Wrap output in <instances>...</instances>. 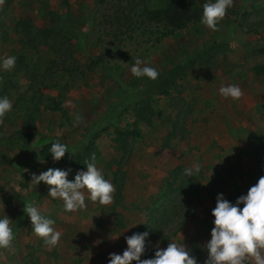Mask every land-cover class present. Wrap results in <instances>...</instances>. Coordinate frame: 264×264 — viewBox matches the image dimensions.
Returning a JSON list of instances; mask_svg holds the SVG:
<instances>
[{
  "label": "rangeland",
  "instance_id": "374dc122",
  "mask_svg": "<svg viewBox=\"0 0 264 264\" xmlns=\"http://www.w3.org/2000/svg\"><path fill=\"white\" fill-rule=\"evenodd\" d=\"M147 2L152 7H160L165 0ZM209 2L214 3L215 0ZM103 11L99 0H3L0 4V49L4 44L0 56L6 54L9 43L10 47H15L16 58L12 70L6 71L0 66V98L6 96L13 105L12 111L7 113L3 124H0V167L4 168L0 173V218L7 215L13 223L18 217L22 223L18 213L24 212V200H29V193L39 191V186L31 183L32 174L39 175L51 167L53 162L46 161L51 156L53 143L59 141L66 144L68 150H72L78 143L90 139L87 128L78 137L70 133L65 134L67 140H63V136L50 135L45 141L39 130L43 129L48 118H54L55 115H61L67 120L73 117L71 115H79L75 107L65 103L66 99L72 100L71 93L75 89L84 86L86 94L89 97L93 95V108L102 109L96 111L97 115H111V106L123 94L120 81L125 82L126 87L137 89L147 78H136L132 74L131 68L137 58L143 60L146 66L161 72L183 61L187 55L220 44L226 49L193 66L183 78L178 79L169 94L156 96L145 104L128 106L120 114L118 123L122 127L130 125L137 128L140 136L123 134L117 126L111 128L109 121L100 127L93 126L90 131H96V136L89 145L92 153L84 160L91 161L94 153L96 160L106 158L107 173L113 167L117 169L118 203L120 199L123 200L121 189L125 158L140 145L154 144L157 148L162 147L164 154L160 151L161 158H165L161 174L172 175L173 180L175 177L186 176L190 182L186 188L170 193L169 199L174 200L172 204L179 200L178 196L185 197L184 194L189 191L196 192V188L202 185V201L193 213L197 215L192 218V225L189 228L183 226L184 230L182 228L176 240H171L184 243L198 264H202L208 257L205 246L211 239L209 234L204 236V219L209 213L214 227L212 210L216 207L218 195L223 194L225 199L235 204L238 197L247 195L249 188L264 176V115H239L240 118H237V115H232L230 97L225 98L219 92L221 86L232 85L237 78H245L254 65L264 64V0H251L239 12L228 10L225 18L217 25L218 31H213L200 21L176 31L159 43H146L145 36H141L138 42L116 40L108 32L110 26L103 22ZM234 21L244 25L247 37H238L239 33L233 30ZM60 33V47L62 43L65 45L63 48L71 45L72 50L61 51L59 55L48 51L44 38ZM11 34L15 37V43L12 42ZM6 37L9 38L4 40ZM91 56H103L106 68L93 62ZM29 57L32 59L30 68L25 66ZM52 60L57 61L54 70L50 69ZM48 69L53 74L49 73L44 78V85L41 77H37L43 72L46 74ZM32 73H36L37 77ZM2 83L5 86H1ZM40 115L44 116L41 121ZM22 118L29 128L37 120L40 121L39 129L37 126L33 131L21 128ZM47 124L50 127L52 125L50 122ZM54 132L57 133L56 129ZM43 141L46 151L41 145ZM38 147H41V151L36 152L34 149ZM112 149L120 150L122 158L111 157ZM171 158L180 162L172 169L167 168ZM42 161L43 169L40 168ZM196 165L200 167L199 172L193 171L192 177L185 174L186 169H194ZM28 167L32 171L29 176L27 173L30 170H25ZM65 171L71 173L69 168ZM17 172L23 175L15 179L13 175ZM165 181L162 179L160 189ZM151 187L145 189L147 196L144 201L137 204L145 215L148 211L151 213L149 208H156L159 204L153 198L158 191L147 194ZM41 200L42 203L38 201L36 205L33 200L31 203L41 213L40 207L43 206L46 218L51 219L57 212L65 211L62 199L54 203L47 198ZM166 200L160 204L166 205L167 209ZM134 205L130 201L126 207L130 209ZM171 213L174 214L172 207L169 216ZM173 225L166 223L160 229L163 233L175 229ZM17 238L19 241L24 240V234ZM147 241L151 249L148 254H143L145 259L155 258L158 248H167L170 243L154 237L146 238ZM12 251L0 250V264L10 263L9 255ZM46 255L43 253V261L49 264Z\"/></svg>",
  "mask_w": 264,
  "mask_h": 264
},
{
  "label": "crops",
  "instance_id": "0c3cea01",
  "mask_svg": "<svg viewBox=\"0 0 264 264\" xmlns=\"http://www.w3.org/2000/svg\"><path fill=\"white\" fill-rule=\"evenodd\" d=\"M250 1L251 0H233V6L228 8V10L239 12L242 7H244L247 2ZM234 25L235 26L233 27V30H236V34L239 33L238 37H241L242 35L246 36L243 30L244 25L242 26L236 21H234ZM10 36L13 39L12 42L15 43V37L12 34ZM7 38L9 37L4 38V40ZM7 46L9 48L6 50V54L1 55H4L3 58H5V56L13 57L15 55V47H10L9 43L7 44ZM3 48L4 44H2V48L0 49V51H3ZM22 52L24 56L25 49H23ZM1 56L0 62L1 59H3ZM30 60L32 59L29 57L28 60L25 62V66H28L29 68ZM257 66H264V64L254 65L253 70H248L245 75V78H237V80L232 83V85H238L244 93L242 99L240 100H234L230 98L233 104L231 109V111H233L232 115H237V118H240L239 115H264V70L260 73H257ZM1 86H5L4 83H2ZM86 92L87 90L84 86L82 88L78 87L77 89H75V91H73V93H71L73 94V96L71 97L72 100L69 101V99H66L65 101L67 105H70L72 108L75 107L76 112H79V115H71L73 117H71L70 120H67L61 115H55V117L54 115H52V117L54 118H48L45 125H43V129L41 130L39 129V122L42 120V118H44V116H42V109V115H40V117H42H39V122L38 120L36 121V126L37 130L39 129L40 133L42 132L41 135L43 136L44 141L47 140L50 135L63 136V140H67L65 134L69 135L71 133L72 135L78 137L81 132H85L86 128L88 129V135L90 136V129H93V126L100 127V125L103 126L105 124H108V121L111 123V125H109L111 128H116L117 119H106V115H97L96 111L100 112V110L102 109L98 108L96 110V107L93 108L92 104L94 97L93 95L89 97ZM82 113H86L89 115H81ZM77 117H81L82 122L77 124ZM54 119L55 123H53ZM22 121L23 123L21 128H28L31 131L36 130V126L35 128H29L23 118ZM67 121L70 122H68L67 124ZM49 122L52 123V128L49 126V124H47ZM236 125L239 124L237 123ZM50 129L53 131L51 132ZM54 129H56L57 131L56 134L54 132ZM44 141L43 143H41V145H43V150L46 151L47 147L45 149ZM83 144L84 142L78 143L79 146L77 145L72 150L68 151L75 153V151H77ZM39 148L41 147L35 148L34 150L36 152H39L41 151V149ZM9 150L10 149H8V152ZM160 151H162V154H164L162 147L157 148V146H154V144H149L146 146L140 145L135 147L132 152L125 158V165L123 169L125 173L123 177L124 179L122 181L123 187L121 189L123 200L120 199V202L118 203L116 198L117 169L113 167L112 171L110 173H107L106 169H108V166L106 163V158L101 157L97 159L95 163L98 169L102 171L103 176H105V179L110 181L116 189L115 193L113 194V202L107 206L101 205L99 202L93 203L88 198L89 194L85 193V202L87 204L86 209H82L77 212L62 211L60 213L57 212L55 215H52V217L55 216L51 218L55 221L54 228L61 233L59 244L56 247H47L44 244L43 240L38 238L34 234V231L32 230V222L30 220V217L26 215L25 211L23 213H18V216L21 215L22 223L19 222V219L17 217L16 220L14 219L15 222L11 223L10 225L13 230L15 239L13 242V251L9 255V264H45L43 261V253L47 254L46 259L48 260L49 264H109L110 254L114 253L122 255L123 252L128 248L126 238L137 234L141 229V226L146 221V219L144 218L145 213L141 209H138L139 207L137 206V204L144 201L145 197L147 196L145 195V192H147L145 191V189L148 186L151 187L150 185H157L156 187H151L150 192L147 193L153 194L158 191L153 197L155 198L157 194L161 191L160 186L163 183L162 179L166 180L165 184L169 179H172V175L161 174V169L162 167L164 168L163 160L165 157L161 158ZM111 152V157L122 158V153L120 150L112 149ZM60 161H54L51 155L47 159L46 163L53 162L51 164V167L53 168L54 166H57ZM13 163H15V161H13ZM73 163L74 161L69 160L66 163L64 170L67 168L71 170V173H69L68 175V179L74 182L76 174L80 171H87V169L82 168L81 166H77ZM178 164H180V162L177 163L174 158H171L167 168L169 167L170 169H172ZM42 166L43 161L40 165L41 169H43ZM0 168V173H2L4 168ZM25 170H30V167L26 168ZM25 170H23V174ZM18 172L13 175V178L16 179V177H21V175H23L22 173ZM31 172V170L28 171L27 175L29 176ZM41 184L43 185V182H41L39 185ZM40 195L42 196L41 199L43 198L44 200L47 198L49 201H53V203L56 202L57 199H59H53L49 195V186H46L45 189H43L42 191L39 190L34 193H29V195L27 196L29 200L27 201L26 199H23L24 208L25 204H32V200L34 205H36L38 201L42 203L41 199H37ZM130 201L135 205L133 206V208L129 209L128 207H126V205L127 203L130 204ZM151 209L153 208H149L148 210ZM40 210H42L41 214L43 215V206L40 207ZM148 214L149 211L148 213H146L145 217ZM196 215L197 214H191L183 226H187L189 228L190 224L192 225V218ZM193 229L194 227H192V230ZM197 229L198 228L196 226L195 230ZM23 234L24 240L19 241L17 237H20ZM178 235L179 234H177V236ZM143 254L141 256V260L145 259ZM132 264H137V262L133 261Z\"/></svg>",
  "mask_w": 264,
  "mask_h": 264
},
{
  "label": "clouds",
  "instance_id": "9594fccd",
  "mask_svg": "<svg viewBox=\"0 0 264 264\" xmlns=\"http://www.w3.org/2000/svg\"><path fill=\"white\" fill-rule=\"evenodd\" d=\"M3 0H0V4ZM233 6V0H215L203 5L201 23L213 31H218L217 25L227 15L228 8ZM16 58L2 59V68L10 71L15 67ZM136 78L148 77L156 80L159 72L145 65L139 58L131 68ZM220 94L225 98L234 100L242 99L244 93L238 85L221 86ZM12 103L5 96L0 98V124H3L7 113L12 111ZM82 122L81 117L76 118V123ZM69 152L67 145L59 141L53 143L50 153L54 161H60ZM95 154L91 162L85 161L87 171L76 174L75 180L68 179L69 171L60 168H49L47 171L36 175L32 174L31 183L38 186L41 182L49 186V195L62 199L66 212H77L87 208L85 193L93 202L107 206L113 202L116 191L114 185L106 180L98 169ZM200 167L188 168L185 174L193 176V171L199 172ZM243 205L241 208L240 205ZM27 216L32 222L34 234L43 240L44 244L53 248L59 244L61 233L54 228L55 221L46 218L33 204H25ZM214 227L211 239L206 244L208 257L204 264H264V176L251 186L247 195L238 197L235 204L224 198L223 194L217 197L216 207L212 210ZM12 220L6 215L0 218V250H12L15 239ZM149 233H137L126 238L128 248L122 255L110 254L109 264H198L197 259L191 255L184 243L170 242L167 248H158L155 258L141 260L146 248V238Z\"/></svg>",
  "mask_w": 264,
  "mask_h": 264
},
{
  "label": "trees",
  "instance_id": "16d2710c",
  "mask_svg": "<svg viewBox=\"0 0 264 264\" xmlns=\"http://www.w3.org/2000/svg\"><path fill=\"white\" fill-rule=\"evenodd\" d=\"M148 2L147 0H99V3L104 8L102 13L103 22L110 26L108 32L111 33L116 40L128 39L130 41L134 40L138 42V39L141 36H145L146 43H159L164 38L173 35L176 31L184 29L192 23L200 22L203 16V5L208 3V0H165L160 7H152ZM61 37L62 35L60 33L55 36H50L49 38H44V44L49 52L55 54L58 53L60 55L59 52L61 51L68 52L72 50L71 45L63 48L65 45L62 43L60 47L58 42ZM35 48H37L36 45ZM225 49L226 48L222 47V45L215 44L208 49L198 51L194 55H187L183 61L159 72V76L156 80H151L147 77L137 89L126 87L125 82L120 81L123 94L118 101L111 106L109 110L111 115H106V117L109 119H117L128 106L145 104L156 96L169 94L170 91L175 88L178 79L183 78L193 66L201 63L208 57H212L224 51ZM91 58L93 62H97L100 66L106 68L104 66L103 56H91ZM51 63L52 67L50 69L54 70L57 61L52 60ZM50 69L47 70V75L44 72L38 77L36 73H32V75L37 78L41 77L43 84L46 85L44 78H46L49 73L53 74ZM263 70L264 66H257L256 68L257 73H260ZM126 89L129 91L127 94L125 93V91H127ZM35 126L36 124H32V128H35ZM116 126L118 131L123 134H132L134 136L141 135L137 128L130 125L122 127L117 121ZM95 132L96 131L94 130L91 132V135L89 136L90 139L86 141L87 143L85 142L86 144L84 143L85 145H81L75 153H66L65 157L53 168H65L66 163L70 160L74 161L75 165L87 169L84 160L90 153H92V148H90L89 145L95 139ZM49 168L52 167L49 166L47 170ZM188 182L189 180L186 176L175 177L174 180L169 179L167 181L155 197L159 204L156 208L151 209V213L146 216V221L141 226L138 233L142 234L148 232L149 235L147 238L154 237L160 240L163 239L165 242H171L172 239L176 238L189 216L196 212L199 202L202 201L201 185L198 189L196 188V192L195 190L193 193L189 191V193L187 192L184 194L185 197L178 196V198L180 197L179 200L172 204L174 200L172 201L169 199L170 193L176 190H182L183 187L186 188V184L190 183ZM38 186V189L42 191L47 185L43 183V185L41 184ZM188 190L192 189L188 188ZM166 199H168L167 209L166 205L164 206L160 204L166 202ZM196 200H198L197 204ZM171 207L173 208L174 214L171 213L172 215L169 216ZM204 221H206V226H204L206 234L204 236L208 234V236H210L213 224L209 213ZM166 223L174 224L173 226H175V229L171 228L169 231L166 230L162 233L160 227ZM150 249V243L147 241L144 253L148 254L147 252ZM202 264H204V262Z\"/></svg>",
  "mask_w": 264,
  "mask_h": 264
}]
</instances>
